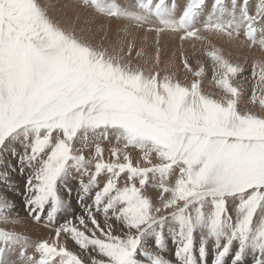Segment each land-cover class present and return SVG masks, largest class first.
Returning a JSON list of instances; mask_svg holds the SVG:
<instances>
[{
	"label": "snow or ice",
	"instance_id": "6c2138e0",
	"mask_svg": "<svg viewBox=\"0 0 264 264\" xmlns=\"http://www.w3.org/2000/svg\"><path fill=\"white\" fill-rule=\"evenodd\" d=\"M256 49L264 0H0V264H264Z\"/></svg>",
	"mask_w": 264,
	"mask_h": 264
},
{
	"label": "bare ground",
	"instance_id": "6f19581e",
	"mask_svg": "<svg viewBox=\"0 0 264 264\" xmlns=\"http://www.w3.org/2000/svg\"><path fill=\"white\" fill-rule=\"evenodd\" d=\"M118 1V0H117ZM126 1V0H125ZM121 2V1H119ZM118 2V3H119ZM128 2V1H127ZM186 2V1H185ZM185 2H183L185 4ZM182 3V0L180 1L179 5ZM184 4H181V7L184 6ZM183 5V6H182ZM81 17H82V21L83 19L87 16L86 13L81 12L80 13ZM178 15V14H177ZM102 21H98V23H100ZM116 28V24L115 22H113L112 24V29L113 31ZM154 34H149V39L146 42V46L150 45V46H154ZM139 43V42H138ZM162 46L164 47V60L165 62L169 59L171 52L173 51H177L179 48V40L175 39L173 37L170 36H165L163 37L162 41ZM186 48L188 49V51L190 52V46L186 45ZM154 49V47H153ZM149 50V54H151L152 50ZM246 54L249 57V60L251 61V59L253 57L256 58H264V53L260 52L258 49L253 50L251 52L245 50V52L243 53V55ZM177 63H178V57H177ZM250 65V64H249ZM209 84V83H208ZM210 85V84H209ZM249 91V90H248ZM249 96V95H248ZM251 106V105H250ZM257 109V108H256ZM110 146L109 144H104V146ZM107 149V148H106ZM134 154V153H133ZM106 157H107V152L105 153ZM20 208V207H19ZM19 210V209H18ZM22 212V211H21ZM22 216V215H21ZM23 220V225L17 226V230L21 231L25 234H27L28 236H30L33 240H37V239H42V238H47L50 235V232L48 229H45L44 227H39L38 225L32 223L30 220L26 219L24 216L20 217ZM8 227H12L11 225H9Z\"/></svg>",
	"mask_w": 264,
	"mask_h": 264
},
{
	"label": "rangeland",
	"instance_id": "374dc122",
	"mask_svg": "<svg viewBox=\"0 0 264 264\" xmlns=\"http://www.w3.org/2000/svg\"><path fill=\"white\" fill-rule=\"evenodd\" d=\"M120 0H116V2L118 3ZM180 1L181 0H166V2L168 3V5H169V7H174L175 8V10H176V13L177 14H179L180 13V11H181V9L185 6V4L183 3V2H185L186 0H182V3L181 4H184V6L183 7H181V4L179 5V3H180ZM120 3V2H119ZM186 3V2H185ZM145 47H146V49H148V50H150V49H153V45L152 46H150V45H148V46H146V45H144ZM152 52V51H151ZM244 55H246V54H244ZM248 68H249V72H250V65H248ZM210 79H211V74L209 73L208 74V78L205 80V83H204V86H205V91H217L215 88H213V87H211L209 84V82H210ZM209 83V84H208ZM249 90V91H248ZM250 94H251V88H250V86L248 87V89H247V91H246V93H245V96H246V98L248 97V95L250 96ZM257 108V109H256ZM254 110H256V111H259V108L258 107H255L254 108ZM105 148H108V147H110V146H107V145H105L104 146ZM133 155L135 156L136 155V153H135V151H133ZM17 182L20 184V186H21V190H22V180L20 179V178H17ZM9 195L11 196V198L12 199H14L16 202H17V205H18V212H19V216L20 217H22V216H24L26 219H28V220H30L28 217H27V215H26V213H25V210L22 208V207H20L19 208V204H20V201H21V197L19 196V195H14V194H12V193H9ZM22 211V212H21ZM22 215V216H21ZM31 221V220H30ZM32 222V221H31ZM32 223H34V222H32ZM35 224V223H34ZM39 227H43L42 225H39ZM69 247L70 248H72L73 247V245L70 243L69 244ZM169 248H170V252H169V256H171V250L172 249H174V246L173 245H169Z\"/></svg>",
	"mask_w": 264,
	"mask_h": 264
}]
</instances>
